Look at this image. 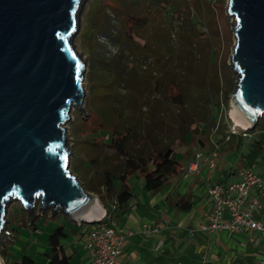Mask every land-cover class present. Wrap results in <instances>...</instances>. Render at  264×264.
<instances>
[{
	"label": "rangeland",
	"instance_id": "obj_1",
	"mask_svg": "<svg viewBox=\"0 0 264 264\" xmlns=\"http://www.w3.org/2000/svg\"><path fill=\"white\" fill-rule=\"evenodd\" d=\"M227 4L228 0H85L79 16V29L73 38L76 51L86 62L84 114L73 108L71 119L65 124L72 149L69 170L80 182L89 166L90 176L98 170L113 169L117 162L115 157L94 167L90 162L98 153L95 147L98 139L107 137H101V134L113 126L118 129L132 126L140 137L151 134L154 138L172 142L178 162L182 161L181 153L186 149L194 154L202 151V161H206L205 157L211 158L213 148L217 146L214 168L208 169L206 165L212 184L226 185L238 181L235 171L241 167H252L253 173L264 181V117L253 129L238 126L229 110L230 94L224 95L233 90L236 83L230 63L235 43L234 21L228 14ZM161 11L164 19L160 18L158 30H163V22L169 26L164 34L170 30L175 33V48L178 45L187 48L190 38L189 47L193 49V36L197 40L196 50L183 56L179 52V56L173 59L166 54L146 58L137 52L131 54L124 47L118 49L117 45L106 41L107 34H114L117 41L121 38V14L159 15ZM192 20L198 25H193ZM208 96L209 105L204 99ZM197 100L201 103H196ZM208 111L213 116L219 115L218 118L209 116ZM204 121L208 125L205 131L197 129ZM184 132L187 133L186 141L181 139ZM92 134L97 138L93 144ZM84 178L86 181L90 177L85 175ZM137 179H130L134 192ZM100 203L104 206L105 202L100 200ZM25 215L19 203L8 208V226L18 234L24 248L15 245V250H23L21 254H14L11 247L5 246L7 242H1L0 247L5 246V249L0 248V257L7 264L24 255L33 259L34 264H41L39 259L43 261L44 257L37 253L43 252L40 241L46 243V240L40 238L37 244L38 236H30L31 231L20 226ZM43 215L36 217L37 225L47 218ZM55 215L58 220L49 219L56 223L55 228L60 224L58 221L68 219L60 212ZM90 227L92 224L84 223L81 230ZM74 233L72 228L69 229L66 239Z\"/></svg>",
	"mask_w": 264,
	"mask_h": 264
},
{
	"label": "water",
	"instance_id": "obj_2",
	"mask_svg": "<svg viewBox=\"0 0 264 264\" xmlns=\"http://www.w3.org/2000/svg\"><path fill=\"white\" fill-rule=\"evenodd\" d=\"M84 2L0 0V239L13 203L29 225L46 212L91 224L103 209L69 170L65 127L73 108L84 114L86 62L73 43ZM227 11L236 78L228 106L253 129L264 117V0H228Z\"/></svg>",
	"mask_w": 264,
	"mask_h": 264
},
{
	"label": "crops",
	"instance_id": "obj_3",
	"mask_svg": "<svg viewBox=\"0 0 264 264\" xmlns=\"http://www.w3.org/2000/svg\"><path fill=\"white\" fill-rule=\"evenodd\" d=\"M193 155L194 153L188 149L181 153L182 161L179 162L177 172L157 192L146 191L141 179L136 180L137 187L134 192L130 185L132 177L128 179L132 197L127 202V210L112 216L115 223L131 232V235L126 237L122 249L120 260L122 264H199L203 259L206 264H255L263 256L264 248L261 242L257 238L250 239L246 233L218 231L209 234L200 230L208 222L210 203L206 188L212 183L209 181L206 161H202L198 173H188L186 168ZM110 204L111 201H108L107 208H111ZM43 216L47 218L41 220L40 225L35 223L31 226L25 215L20 226L30 230V236H38L35 240L37 244L40 238L46 240V243L40 241L43 252L37 254L44 257L43 261L39 259V262L47 264L46 255L49 252L47 239L56 226V223L49 219H58H55L56 215ZM66 220L58 221L59 226H63L64 229L69 226L68 228H72L75 233L66 239L69 229H65L67 235L61 242L65 254L71 257L73 264H89L83 248L87 229L81 230L82 225L74 223L70 225L71 222ZM142 224L157 226L158 233L147 238L142 236L139 233ZM11 230L13 240L8 241V245L5 246L11 247L14 254L17 252L21 254L23 249L20 248L18 251L14 247L17 244L23 247L20 244L22 241L18 234ZM1 258L4 264H7L4 258Z\"/></svg>",
	"mask_w": 264,
	"mask_h": 264
},
{
	"label": "trees",
	"instance_id": "obj_4",
	"mask_svg": "<svg viewBox=\"0 0 264 264\" xmlns=\"http://www.w3.org/2000/svg\"><path fill=\"white\" fill-rule=\"evenodd\" d=\"M162 13L161 11L159 15L153 13H143V15L121 14L120 20L123 26L121 38L117 41L114 34H107L106 41L113 45H117L116 47L118 49L124 47L129 53L135 54L137 52L146 58L155 57L156 55L162 57L166 54L167 57L173 59L179 56V52L181 56H183L190 50V53L196 50L197 40L193 36L191 39V46L193 49L189 47L190 38L188 39L189 44H187V48L186 45H183L181 48L178 45L177 48H175L173 45L175 33L170 30L169 33L164 34L169 26H165V22H163L161 24V28L164 27L163 30H158L160 18L162 17V19H164ZM170 14L172 16V13ZM165 15L168 16V14ZM166 21L169 22L167 18ZM197 23L198 22L192 20L193 25L197 26ZM231 91L232 90L225 92L224 95H229ZM204 99L206 104L209 105V96ZM179 101L180 100H178V102ZM196 103L201 102L197 100ZM180 104L185 106L183 103ZM211 106L212 102H210V107ZM208 114L212 116V118L214 117V119H217L219 116L211 115V111H208ZM206 121L203 122L201 128L197 129L205 131V128L208 127ZM101 130L103 129L101 128L100 131ZM186 134L187 133L184 132L181 136V139L184 141H186ZM93 136H91L92 144L94 143L93 140L97 139ZM102 136L107 137L104 140L98 139L99 143L95 144L98 153L94 158L90 159L91 164H93L94 167L96 164L98 165L102 162L111 160L112 157H115L117 162H115L113 169L105 168L101 171L98 170L95 172L96 174L94 176H90L89 166L85 171V175L90 177L89 180H83L85 179V175H83L80 180L86 191L97 196L99 195L103 203L112 200L115 201L116 206L113 210L107 208V204L104 203L105 209L107 213L110 214L111 218L113 214L124 213L127 210V202L132 197L128 179L133 176L141 179L143 188L146 191L157 192L179 168V162L175 159L176 152L172 142L154 138L151 134L140 137V134L135 132L132 126L125 129H118L117 126H113L111 130L101 134V137ZM230 136L233 137L232 135ZM116 182L118 183L117 187ZM34 225L35 222L31 224V226ZM65 231L63 226H58L49 234L47 239L49 247V252L46 255L47 264H73L71 262V257L65 254L61 245V240L67 235ZM13 264H34V261L25 255Z\"/></svg>",
	"mask_w": 264,
	"mask_h": 264
},
{
	"label": "built area",
	"instance_id": "obj_5",
	"mask_svg": "<svg viewBox=\"0 0 264 264\" xmlns=\"http://www.w3.org/2000/svg\"><path fill=\"white\" fill-rule=\"evenodd\" d=\"M211 158H207L208 169L215 166L218 147L214 146ZM203 152L197 151L188 164V173H198ZM238 181L226 185L214 183L206 188L210 203L207 224L200 230L209 234L218 231L246 233L249 238H257L264 248V181L253 173L252 167H241L235 171ZM111 210L116 206L111 201ZM84 234L83 248L89 264H122L121 255L124 242L131 232L115 223L103 206L101 214L91 223ZM139 233L144 237L158 233L157 226L142 224ZM13 231L7 226L0 243L13 240ZM199 264H206L201 260ZM255 264H264L263 256Z\"/></svg>",
	"mask_w": 264,
	"mask_h": 264
},
{
	"label": "bare ground",
	"instance_id": "obj_6",
	"mask_svg": "<svg viewBox=\"0 0 264 264\" xmlns=\"http://www.w3.org/2000/svg\"><path fill=\"white\" fill-rule=\"evenodd\" d=\"M232 115V114H231ZM233 116V115H232ZM234 117V116H233ZM235 118V117H234ZM235 122L237 123V125L238 126H241L242 128H244V129H246L247 128V126L246 125H244L243 123H241L238 119H236L235 118ZM101 212H102V210L100 211V213H99V215L101 214ZM0 264H2L1 263V259H0Z\"/></svg>",
	"mask_w": 264,
	"mask_h": 264
}]
</instances>
